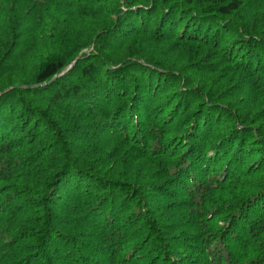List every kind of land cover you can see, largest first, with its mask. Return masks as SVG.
Returning <instances> with one entry per match:
<instances>
[{"label":"trees","instance_id":"trees-1","mask_svg":"<svg viewBox=\"0 0 264 264\" xmlns=\"http://www.w3.org/2000/svg\"><path fill=\"white\" fill-rule=\"evenodd\" d=\"M0 264H264V0H0Z\"/></svg>","mask_w":264,"mask_h":264},{"label":"water","instance_id":"water-1","mask_svg":"<svg viewBox=\"0 0 264 264\" xmlns=\"http://www.w3.org/2000/svg\"><path fill=\"white\" fill-rule=\"evenodd\" d=\"M74 63H75V61L71 63V65L69 66L68 70H69L70 68L73 67ZM58 76H59V75H58ZM58 76H57V77H58Z\"/></svg>","mask_w":264,"mask_h":264}]
</instances>
